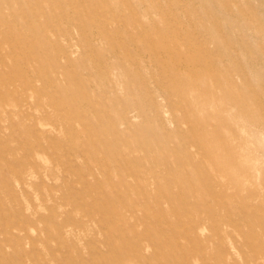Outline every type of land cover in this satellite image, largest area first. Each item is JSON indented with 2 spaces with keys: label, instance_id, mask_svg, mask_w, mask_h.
Wrapping results in <instances>:
<instances>
[{
  "label": "rangeland",
  "instance_id": "rangeland-1",
  "mask_svg": "<svg viewBox=\"0 0 264 264\" xmlns=\"http://www.w3.org/2000/svg\"><path fill=\"white\" fill-rule=\"evenodd\" d=\"M0 264H264V0H0Z\"/></svg>",
  "mask_w": 264,
  "mask_h": 264
},
{
  "label": "bare ground",
  "instance_id": "bare-ground-1",
  "mask_svg": "<svg viewBox=\"0 0 264 264\" xmlns=\"http://www.w3.org/2000/svg\"><path fill=\"white\" fill-rule=\"evenodd\" d=\"M47 163V162H46ZM48 164V163H47ZM71 260V259H70Z\"/></svg>",
  "mask_w": 264,
  "mask_h": 264
}]
</instances>
